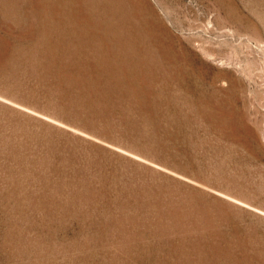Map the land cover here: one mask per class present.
I'll use <instances>...</instances> for the list:
<instances>
[{
    "label": "rangeland",
    "instance_id": "obj_1",
    "mask_svg": "<svg viewBox=\"0 0 264 264\" xmlns=\"http://www.w3.org/2000/svg\"><path fill=\"white\" fill-rule=\"evenodd\" d=\"M0 264H264V0H0Z\"/></svg>",
    "mask_w": 264,
    "mask_h": 264
}]
</instances>
